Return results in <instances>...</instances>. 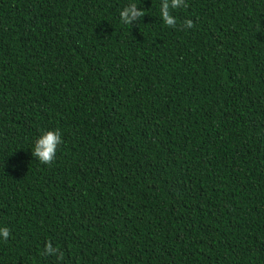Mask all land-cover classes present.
<instances>
[{"label": "trees", "instance_id": "16d2710c", "mask_svg": "<svg viewBox=\"0 0 264 264\" xmlns=\"http://www.w3.org/2000/svg\"><path fill=\"white\" fill-rule=\"evenodd\" d=\"M128 2L0 0V264H264V0Z\"/></svg>", "mask_w": 264, "mask_h": 264}, {"label": "clouds", "instance_id": "9594fccd", "mask_svg": "<svg viewBox=\"0 0 264 264\" xmlns=\"http://www.w3.org/2000/svg\"><path fill=\"white\" fill-rule=\"evenodd\" d=\"M185 0H161L159 6V18L167 27H175L177 18L171 14V10L185 7ZM143 10L138 8L135 0H129L118 11L119 21L126 26H130L142 16ZM183 27L191 29L193 27L191 20H184ZM62 143L61 133L57 129H42L35 136L31 143L30 153L35 160L41 164H48L54 160L57 154L58 146ZM10 235L9 228L0 225V241L7 240ZM42 255L55 256L57 260L62 259L59 249L51 242H45Z\"/></svg>", "mask_w": 264, "mask_h": 264}]
</instances>
